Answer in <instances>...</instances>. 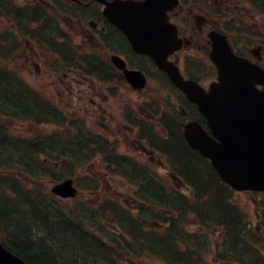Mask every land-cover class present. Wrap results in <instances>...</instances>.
Masks as SVG:
<instances>
[{
  "label": "flooded vegetation",
  "instance_id": "obj_1",
  "mask_svg": "<svg viewBox=\"0 0 264 264\" xmlns=\"http://www.w3.org/2000/svg\"><path fill=\"white\" fill-rule=\"evenodd\" d=\"M111 1L114 0H28L18 7L11 5L0 9V13L4 16L7 11L13 17L15 25L10 20L14 28V33H11L19 35L24 30L37 36L30 45V61L34 69L30 70V75L40 86L50 87L56 94L58 110L55 109L61 119L57 131L59 136L52 140L53 143L60 148L67 138L73 137L69 142L88 145L89 163L95 155L103 154L108 170L113 169L117 174L125 167L133 175L139 168L128 163L124 166L126 156L117 149V146L131 145L137 148V153L147 154L148 161L157 164L151 168L147 163L134 160L143 164L149 173L146 181L137 183L136 188H157L160 181L157 170L161 168L162 161L156 151L162 150V138L156 133V126L161 130V118L166 127L171 126L170 117L179 118L176 122L183 140L185 122L193 118L203 120V117L196 106L180 93V96L173 97L177 92L166 84L163 71L153 59L134 52L129 38L104 15L105 5ZM213 3L217 4L213 14L205 12ZM168 17L176 26L177 35L185 42L179 51L169 55V59L180 67L185 78L196 80L206 89L216 77L215 67L207 56L210 41L205 30L209 25L226 32L222 25L230 22L233 28L227 37L236 53L264 64V38L258 35L264 32V0H177ZM51 27L56 29V40H46ZM9 33L0 32V44L8 42L4 37ZM67 41L77 47L75 56L61 52V45ZM86 45L89 49L83 52ZM198 53L202 54V63L208 60L203 70L197 65L198 59L184 58L186 54L193 57ZM113 55L124 62L113 64ZM72 57L78 60L67 62L72 61ZM89 58L95 61V66L91 65ZM124 69L142 72L144 86L140 89L133 87L125 77ZM18 77L10 80V84L16 87V93L20 98H27L26 93L30 92L35 97L32 101L27 98L35 108L32 111L42 110L45 117L48 116L54 107L43 98L36 97L38 93L26 82H19L22 79ZM152 94H156V98ZM178 102H183L181 104H185L187 110L181 108L177 111ZM55 136L47 131L45 138ZM54 149L50 146L45 150L53 152ZM74 160L78 162V159ZM90 186L86 184L85 188ZM256 216L264 224V206L258 203Z\"/></svg>",
  "mask_w": 264,
  "mask_h": 264
},
{
  "label": "rangeland",
  "instance_id": "obj_2",
  "mask_svg": "<svg viewBox=\"0 0 264 264\" xmlns=\"http://www.w3.org/2000/svg\"><path fill=\"white\" fill-rule=\"evenodd\" d=\"M27 1L28 0H0V9L9 7L11 5H15L16 7H18V5L23 4V2L26 3ZM51 28L52 29L50 33L48 34V37L46 40L50 38L51 40H56V37H55L56 29H54V27H51ZM1 31H9V32L14 31L13 25L12 23H10V19L6 17L5 13H4V16L0 13V32ZM22 31H20L19 35L9 33L6 36L8 37V39H6L8 42H5V43L3 42L0 44L1 52L4 49L6 50L7 47L9 46V49L7 50V55H3L7 57L6 60H9V62H6L5 59L0 56V66H5L12 71L17 70V72H19L21 76L19 74H16V75L22 79V81H19V82L21 83L26 82L30 87H32L38 93L36 97L40 99L43 98L45 101L49 102L51 106L54 107V109L51 108V113L46 117L42 110L39 111L38 115L34 116V118L39 120V123H43L44 125L35 126L22 119H20V122L14 120L16 118H13V119L0 118V122L4 125L1 127L2 129H0V139H4V136H5V138L9 139L12 142H16L18 144L25 142L21 137H27V139H31V136L35 135L36 133H46L47 131L51 129L58 131V128L52 124L59 123L61 119L60 116H58L57 114L58 105L56 106L57 99H56V94L54 93V90L51 89L50 87L45 88L42 84L40 86L34 80L35 78L31 77L30 75V73H32L31 71H34L33 63L30 61V56L32 53L30 45L32 44L34 39L37 38V36L32 35V34L29 35L28 32H25L24 30ZM24 36H27L29 39L25 38ZM67 42L68 43L61 45L62 47L61 52L65 53L68 56L70 55L75 56V54L77 53L76 52L77 47H75L69 41ZM88 49H89L88 45L83 46V52L88 51ZM200 56L202 57V54ZM71 60L72 61L67 60V62L75 63L78 59L72 57ZM89 62L91 63L92 66H95V61L93 59L89 58ZM86 64L89 65L87 62ZM197 65L200 67L201 70H203L205 67L204 64L201 62L200 58L197 60ZM11 76L13 78L14 74ZM14 79L15 77L13 78V80ZM10 82L11 81L6 82V84H9V86L5 87V89L7 90L3 92L4 95L0 94L1 102L2 101L5 102L6 100L10 98L8 96V91L11 92V94L16 93V87H14L15 85L10 84ZM41 88H42V91L39 90ZM175 92H178V91L175 90ZM178 94L174 93L173 97H178ZM4 97L6 98L5 100H4ZM153 97L156 98V94L153 95ZM20 101L22 104H20V106H18V108L15 110H22L25 112L26 109H28L29 111H31V109H35L34 106L30 102L25 100L24 97H22ZM179 108H182L183 110H187L185 104H181L180 106H177L176 107L177 111H179L178 110ZM21 116L28 118V115H25V114ZM175 119H176V116L175 118L172 116L169 119L170 124L173 126L171 129L172 133L174 131ZM47 122L49 123L45 124ZM156 133L162 134V130H160V128L157 127ZM56 136H59V135H56ZM39 139H44L46 141L49 140L48 142L44 143L43 149H47L48 147L51 146V147H55V150L57 151L59 150L58 144H55L52 141V139H56V138L47 139L45 137H41ZM171 139L174 140V138H171ZM117 149L126 156L124 157V166H126L125 163H128L132 166L136 165L139 168V171L137 173L132 175L133 173L132 171L127 172L128 168L123 167L119 171L117 170L118 171L117 174H114L112 170L107 169L108 167L107 162L104 159V157L100 155H95L90 160V163L88 164L79 163V162H75L74 160H72V161H69L68 169H70V166H71L72 168L71 174H76V176H74V179L77 183L76 187L79 189V192H77V195L75 197V200L82 202V203H79L78 205H76L74 208L76 207L77 208L73 211L68 209V203L70 200L58 199L59 201H56L54 202V204H51L45 199L44 201H46L45 202L46 207H43L44 203H38V204L40 208L45 211L47 217L57 214L58 211L62 213L66 211L70 214L65 217L66 221H69L70 223L76 222L78 224L77 231L81 225L84 228H87L86 226L88 225V227H92L93 230L100 231L103 234L102 239L103 240L105 239L104 241L106 242L107 246L111 247L110 241L113 243L114 246L118 244L120 254H123V255H120V258L122 259L120 264H128V263L129 264H133V263L134 264H163L161 261H159L156 258L150 257L148 255H144V256L141 255L143 252L141 253V249L138 247V245H141L140 242L138 245L135 244L132 248H129V249H126L124 246H122L120 241H126L125 237L122 235L119 229H116L115 227L117 225L116 223L111 224V220L118 222L116 218H114L115 217L114 214H116L115 213L116 209H119L121 213L128 212L126 210L128 209L131 214L135 215L136 211L141 208V206L139 205L140 203L136 202L133 199V197H135L138 191L136 189V186L142 182H145L147 179L146 174L149 175V173H147L146 168L143 166V164L141 165L139 163L137 164L136 161L138 160L143 163H147L151 168L157 165L156 163L152 161H148L147 154H142L141 152L137 153L136 152L137 148H134L131 145L127 146L125 144L124 148L123 147L119 148L117 146ZM165 149H168V147H166ZM169 152L171 153V150H169ZM172 155H173V159L176 161L177 159L175 158V152H173ZM23 156H27V154L24 153ZM60 156L61 155H59V157ZM54 157H55L54 159L63 160L62 158H59L57 155H54ZM0 162L2 161L0 160ZM135 169L137 168L135 167ZM179 169H180V166H179ZM65 170H66V167H64V171ZM166 171L169 172L168 164L166 166V162L163 161L161 168L157 170V174L160 176L161 179H163V182H164L163 184H168L171 186L172 180ZM2 172L7 173V176L4 177V179H11L13 182L9 181V183L17 186V188H26V185L30 184V181L28 180L26 181V179L22 178V181L19 185V183H15L17 181L19 182V179L9 178L8 176L9 172L6 171L5 168H3ZM43 173H45V176L42 175ZM62 174L63 173L61 172L51 174L50 178L60 179L62 178ZM65 174L66 175H64V177L69 176L70 173H68L66 170ZM137 174H139V176L141 175L140 178H138L139 176L137 177ZM37 175H40V176L38 178L39 180L35 182L36 187H38L36 191L41 196H45L46 192L52 186L53 183L49 181V176L47 175L45 169L43 171H39ZM2 181L3 180H1V182ZM1 182L0 184H2ZM90 182L95 183L96 188H91V191H89L90 188L82 187ZM3 185L4 184L0 185V205L3 204L5 206L7 201L10 204L11 203L16 204L21 201V200L18 201L20 197L19 192L18 193L16 192L15 194H12V195H7L9 191L5 190V186ZM157 186H158L157 188H143V195L149 196L148 199L154 205H158L161 202V199L163 203L164 196H168V195L170 196L171 195L170 193L172 191L169 188L166 189L161 184L160 181H159V184H157ZM204 191L206 190H202L197 187L198 195L203 193ZM182 192H184L183 193L184 195H188V192L185 191L184 189L182 190ZM252 197H253L252 194L237 192L236 194H232V198L228 199V202L233 208H236V209L238 208L241 211V213L244 216L245 222H247L250 225L252 232L260 234L259 228L257 225L258 221L256 220L257 203H254L253 199L262 200L263 196L257 195L253 198ZM47 199L50 200L51 196L47 195ZM100 199L107 200V201L103 205H100L99 204ZM171 200L173 201L174 205L179 209V212L181 213V217L182 216L184 217V214L187 212L184 209V205L181 202H179L176 198H171ZM113 202H116L115 205L113 204ZM213 202H219V200L216 198L215 195H214ZM93 204H99V206L97 205L93 206ZM4 206H1V207H4ZM106 206H108V208H106ZM6 207L7 205L5 206V208ZM98 207H104V208L97 212L95 211V209H97ZM161 207L162 208H160L159 210L158 209L155 210L153 208L152 212L163 210L162 204H161ZM144 208L145 206H143L142 209ZM119 210H117L118 213H120ZM95 213H97L100 216L99 219L94 217ZM0 214H1V211H0ZM166 214H172V212L164 209L162 215L165 216ZM149 216L153 217V214H149ZM26 218L28 219L30 218V220L27 221L26 230H28V228L29 230L30 229L32 230L30 234V239H32V243H34L32 244V246H34L35 248H39L40 240L42 241V244L46 243L47 246H49V244L51 245L53 244L54 239H57V242L54 244L55 248H52V251H55L57 247V249L61 252V254H59V252L57 251V255L59 256L57 258V262L60 263V260L63 258V255H64L63 259H66V263L64 261L65 264H76L74 262L75 257L73 256L75 255L76 258H79L80 252L78 251V249L74 250L75 245L82 246V244L78 242L77 238H72L75 236H71V235L66 236L65 234H59L60 230L55 231L53 229L55 232L53 231L52 235L49 237L47 235V231L43 232L42 228L39 226L37 222L36 224L32 222L31 217L27 216ZM162 221H165V220L163 219ZM202 221L206 225H209L211 223L207 219H204V220L202 219ZM59 222L60 221H55L56 224H58ZM11 223L12 225L15 224V220H12ZM28 223H30V225H28ZM181 224H183V226ZM253 226H255L256 228ZM173 227L177 229L178 232H180L181 234L180 239L183 241L186 248L187 247L189 248L188 243H187L188 240H187V237L183 236L182 234H185L186 232L193 230V229L194 231H198V232H206L207 234L205 237L201 235V238H203V242L201 244H199L198 246H193L191 244L193 247H197L193 250V252L194 254L201 253V255L205 259L215 261L214 256L216 257V250L220 249V247L218 246V238H219L220 229L218 231V229L214 227H206V230H205L199 225L198 222L197 224L194 222L193 217L191 218L188 216L186 217V220H183L181 223L178 222V223H175V225L173 224ZM90 230L92 231V229ZM16 233L17 231H15V234ZM174 237L172 236V241L173 239H175ZM247 238H251L252 240V242L249 243L250 250H247L244 247V243H241L239 237H236V238L233 237L231 231L229 232L228 235H224L223 237L224 242L222 239V243H221V251H223V257L225 261L223 262L219 261L218 263L219 264H264V242L259 243L256 240V238L250 234L248 235ZM18 241L19 243L24 244V240L19 235H18ZM6 243H7L6 244L7 247H10V246L14 247L15 245L11 243L10 241ZM174 248L176 249L175 246ZM202 249H204L203 251L206 252L205 254L202 253ZM69 250L74 251V252L72 254H70L69 252H64V251H69ZM176 251H179V250L176 249ZM180 253H181L180 255H183V252H180ZM183 256L180 257V261L176 260L177 262L176 264H186V261L188 262V264H190L189 259ZM216 258H219V257H216Z\"/></svg>",
  "mask_w": 264,
  "mask_h": 264
},
{
  "label": "trees",
  "instance_id": "obj_3",
  "mask_svg": "<svg viewBox=\"0 0 264 264\" xmlns=\"http://www.w3.org/2000/svg\"><path fill=\"white\" fill-rule=\"evenodd\" d=\"M5 77L8 76L0 74V94L2 95H4L3 92L7 90L5 87L9 85L6 84V82H9V79ZM29 93H26V96L32 101L35 97ZM27 98L25 97V100H27ZM5 99L6 98L4 97V100ZM20 99L13 102L9 100H6L5 102L0 101V105L4 104L6 106L5 112L7 111L12 117L17 116L18 114H25L28 115V118H34L35 115H38L39 111H32L33 109H31V111L26 109L25 112L23 111L24 113L19 112L22 110H15L18 108V106H20V104H22ZM168 127L170 129V139L165 142V144L169 146V149L171 150V156H173L172 154L175 152V158L178 160H173L171 162L175 166H180L182 176L194 186L193 196L189 199V197L183 196L179 192L171 189V195L164 196L163 203L161 199L160 204L163 205V209L165 208V210L176 212V217H171V214L168 215L166 221H164L167 223V226L160 234L156 232H146V230H143L139 227V225L135 220H133V218H131L128 212L121 213L119 209H116L114 218H116L118 224L120 223L122 225L121 228L126 233H129L131 238L134 240L132 243H125V248H132L135 244L138 245L140 242L141 245H138V247L141 249V253L143 252V256L148 255L155 258L158 257L157 254H159L160 258L165 264H176V260L180 261V257L183 255H185L183 257L189 259L190 264H215L219 261H225L223 252L219 253L220 256L216 254V257L219 258L214 256L215 261L205 259L201 253L194 254L193 250L197 247L193 246H198L203 242L201 235L205 237L206 234L204 233H198V231H188L185 234H182L183 236L187 237L188 240L187 243L189 248H186L185 244L180 239V232H178V230L173 227V224L175 225V223L178 222L181 223L183 220H186V217L188 216L193 217L194 222L196 224L198 222L201 227H213L214 224L212 222L222 225L225 235H228L231 231L233 237H239L241 243H244V247L247 250H250L249 243L252 242V240L251 238L247 237L249 234L254 236V233L252 232L249 224L245 222L241 211L238 208H233L229 204L228 199L232 198L231 190L220 182L217 174L210 167L206 159L202 158L197 152L189 149L186 146L185 142L182 140L176 119L173 133L171 131L173 126L171 125ZM171 138H174V140ZM31 145L34 146L35 144ZM30 149L31 146L12 142L5 138V136L4 139H0V151L15 159H7L5 160V164L15 166H20L21 164L25 166L31 165L36 170H41L43 165L38 159H34L33 157L31 159L28 158V155L30 154L28 151ZM39 150L41 151V149ZM24 153H26L27 156H23ZM89 154L90 150H88V145L82 144H78L66 152L67 156H73L74 158L83 155L88 156ZM1 180L3 181L1 182ZM9 181H11V179H4L0 176V182L5 183L4 185L8 186V188H5V190H10L9 194L12 195L15 194L14 189L16 188V192H19L20 195L18 201H21L16 204H10L6 200V208L3 204L0 205V228L1 231L4 233L6 232L5 234L8 236H6L4 242L6 243L10 241L11 243L15 244L14 247L10 246L9 249L21 256L28 264H65L66 259H63V255L60 263L57 262V258L59 257L57 255V251L59 254H61V252L57 249V247L55 250L56 252L52 251V248H55L54 244L57 242V239H54L53 244H49V246H47L46 243L42 244L41 240L39 243V248L32 246V244H34L32 243V239H30L32 230H29V228L26 230L27 221L30 220V218H26L27 216L31 217L33 223L36 224L37 222L42 228L43 232L47 231V235L49 237L52 235L54 230H60L59 234H65L66 236H75L72 238H77L78 242L82 244V246L75 245L74 250L78 249L80 252L79 258H76V256L73 254V257H75L74 262L76 264H120L122 261L120 255L123 254H120V251H118L119 249H113L112 247L107 246L104 242L100 241L90 230H93L92 227H88L87 225V228H84L81 225L77 231L78 224L76 222L70 223L69 221H66L65 217L70 215L66 211L63 213L58 211L57 214L47 217L45 211L40 208L38 203H44L43 207H46V201L44 200L46 199L49 203L54 204L53 200H48L46 196H41L36 190L29 191L25 188H17V186L10 184ZM11 185H13V187L9 188ZM197 187L206 191L198 195ZM214 195L219 200V202H213ZM171 198H176L184 205V209L187 211L184 214V217H181L179 209L174 205ZM113 204L115 205V203ZM117 210H119L120 213H118ZM94 217L97 219L100 218L97 213L94 214ZM202 219L209 220L211 222L209 224L210 226L203 223ZM10 220H15V224L12 225ZM55 221L60 222L56 224ZM111 221L116 222L114 220ZM183 224L181 225L183 226ZM28 225H30V223H28ZM15 231H17L16 234ZM17 234L22 237L24 244L19 243ZM172 236H176L174 237L175 239H173V241ZM174 246L177 250L183 252V255H180L181 253L176 251ZM117 247H119V245L116 247L114 246V248ZM71 250L64 252H69L72 254L74 251ZM203 250L204 249H202V253L205 254L206 252ZM186 264H188L187 261Z\"/></svg>",
  "mask_w": 264,
  "mask_h": 264
},
{
  "label": "water",
  "instance_id": "obj_4",
  "mask_svg": "<svg viewBox=\"0 0 264 264\" xmlns=\"http://www.w3.org/2000/svg\"><path fill=\"white\" fill-rule=\"evenodd\" d=\"M160 1H116L106 12L134 38H139L140 33L160 34L162 29L157 26V21L161 18L154 12ZM164 25L162 22L161 26ZM134 45L137 50L150 54L205 115L211 134L208 135L198 123L191 122L184 127L189 145L207 157L222 181L234 189L264 191V69L225 48L224 54L212 58L218 68V82L206 92L195 82L185 81L177 66L166 61L168 47H148L144 42H134ZM128 79L134 81L133 76ZM257 84L263 86L262 90L255 87ZM51 191L61 197L75 195L71 180L54 186ZM0 264L25 262L0 243Z\"/></svg>",
  "mask_w": 264,
  "mask_h": 264
},
{
  "label": "bare ground",
  "instance_id": "obj_5",
  "mask_svg": "<svg viewBox=\"0 0 264 264\" xmlns=\"http://www.w3.org/2000/svg\"><path fill=\"white\" fill-rule=\"evenodd\" d=\"M5 39H8V37H4ZM8 96L10 97L8 100L9 101H18L19 99H20V96H19V94H17V93H15V94H11V92H8ZM12 105H14V104H12ZM145 128H147V127H145ZM44 239V238H43ZM51 251V250H50ZM70 263V262H69Z\"/></svg>",
  "mask_w": 264,
  "mask_h": 264
}]
</instances>
